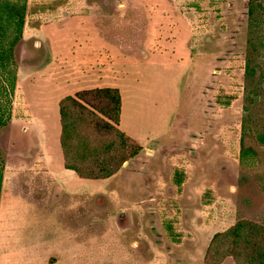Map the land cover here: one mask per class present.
<instances>
[{"label":"rangeland","instance_id":"1","mask_svg":"<svg viewBox=\"0 0 264 264\" xmlns=\"http://www.w3.org/2000/svg\"><path fill=\"white\" fill-rule=\"evenodd\" d=\"M28 7L0 129V264H239L261 246L260 229L212 240L264 227L260 161H241L248 122L264 164V0ZM100 88L120 92V129L143 151L87 180L64 167L60 104Z\"/></svg>","mask_w":264,"mask_h":264},{"label":"trees","instance_id":"2","mask_svg":"<svg viewBox=\"0 0 264 264\" xmlns=\"http://www.w3.org/2000/svg\"><path fill=\"white\" fill-rule=\"evenodd\" d=\"M28 8V0H0V129L11 120L18 81L17 49L24 37ZM252 72L249 70L250 76ZM121 100L117 89L100 88L84 91L76 97L69 96L61 102L60 143L67 170L87 180L108 179L116 175L124 163L143 151L139 142L120 129ZM251 157L260 161L258 168L251 172L264 191V179L260 173L264 164L259 139L249 123L244 122L241 136L242 163L245 164ZM4 172L5 163L0 155V200ZM259 229L264 235L262 225L240 222L238 227L216 234L212 241L214 243L232 236L241 239L245 234L248 239H255L257 235L254 231ZM261 242V246L244 249L238 259L239 264H264V242Z\"/></svg>","mask_w":264,"mask_h":264},{"label":"crops","instance_id":"3","mask_svg":"<svg viewBox=\"0 0 264 264\" xmlns=\"http://www.w3.org/2000/svg\"><path fill=\"white\" fill-rule=\"evenodd\" d=\"M122 118V117H121ZM122 120V119H121ZM129 134H131V132H128ZM128 133H126V134H128ZM128 134V135H129ZM132 135V134H131ZM130 136V135H129ZM61 144V143H60ZM61 149H62V147H61ZM63 153V152H62ZM63 160H64V155H63ZM65 167V166H64ZM71 171V170H70ZM74 172V171H73ZM75 173V172H74ZM76 174V173H75ZM78 176V175H77Z\"/></svg>","mask_w":264,"mask_h":264},{"label":"flooded vegetation","instance_id":"4","mask_svg":"<svg viewBox=\"0 0 264 264\" xmlns=\"http://www.w3.org/2000/svg\"><path fill=\"white\" fill-rule=\"evenodd\" d=\"M121 216H125L124 214H121Z\"/></svg>","mask_w":264,"mask_h":264}]
</instances>
